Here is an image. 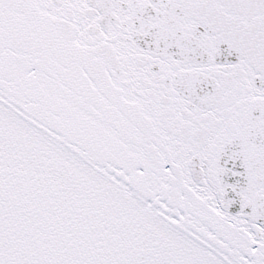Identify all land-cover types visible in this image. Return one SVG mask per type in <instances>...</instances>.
I'll list each match as a JSON object with an SVG mask.
<instances>
[{"label":"snow or ice","instance_id":"snow-or-ice-1","mask_svg":"<svg viewBox=\"0 0 264 264\" xmlns=\"http://www.w3.org/2000/svg\"><path fill=\"white\" fill-rule=\"evenodd\" d=\"M0 264H264V0H0Z\"/></svg>","mask_w":264,"mask_h":264}]
</instances>
